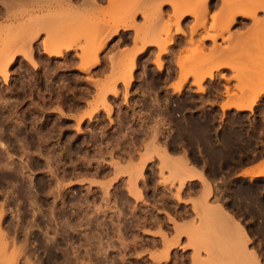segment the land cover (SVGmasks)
Returning <instances> with one entry per match:
<instances>
[{
    "label": "rangeland",
    "instance_id": "374dc122",
    "mask_svg": "<svg viewBox=\"0 0 264 264\" xmlns=\"http://www.w3.org/2000/svg\"><path fill=\"white\" fill-rule=\"evenodd\" d=\"M10 1L15 4L8 10L7 0H0V60L9 62L0 65L8 77L0 73V144L18 143L31 127L27 137L32 145L62 147L10 152L19 158L14 157L13 167L29 165L26 174L36 202L26 230L9 231L4 228L10 219L6 210L13 205L0 197V230L10 236L7 248L0 237V264H57V210L69 214L95 208L102 214L108 200L169 215L173 235L162 227L168 223L160 221L164 233L154 234L162 245L149 251L151 257L160 255L167 241L178 243L163 264H193L195 257H201L202 262L196 259L199 264H264V179L231 178L248 157L264 156V0H234L237 6L228 0L237 8L213 0L208 13L198 9L200 2L195 17L188 11L196 0H108L106 8L102 0ZM125 28L129 33L120 35ZM145 42L150 47L139 53ZM50 50L66 51L55 57ZM90 54L96 60L90 61ZM97 60L99 64L90 68ZM26 80L34 94L44 86L51 92L58 83V89L72 97L71 85L77 86L72 92L83 108L67 109L61 103L47 107L35 103V95L27 101L21 91ZM136 81L150 83L134 93ZM152 82L158 86L152 87ZM112 85L117 95L107 94L110 115L102 103L104 89L113 90ZM220 101L222 115L215 105ZM252 101L254 107L245 110ZM29 105L33 108L24 111ZM52 118H57L62 135L41 137V127ZM247 131L252 150L248 154L244 137L238 136ZM55 138L58 143L52 141ZM93 141L107 142L114 150L93 160ZM136 179L143 193L140 201L129 195L130 182ZM114 192L128 198L114 199ZM211 206L232 215L241 231L230 232L226 223L215 219ZM21 219L17 214L11 223L21 224ZM43 224L48 228L41 230ZM65 224V242L85 238L83 224L78 230L70 221ZM178 224L181 229L186 226L185 233L178 232ZM193 226L199 233L187 234Z\"/></svg>",
    "mask_w": 264,
    "mask_h": 264
},
{
    "label": "flooded vegetation",
    "instance_id": "af4514ba",
    "mask_svg": "<svg viewBox=\"0 0 264 264\" xmlns=\"http://www.w3.org/2000/svg\"><path fill=\"white\" fill-rule=\"evenodd\" d=\"M25 82L26 84L24 85V88L21 91H23L25 96L28 97L27 101H30L31 99H33V96L35 95L34 97V99H36L35 103L37 104L46 103L47 107H53V108L58 107L57 105L59 103H61V107L67 108V109H81L82 107L79 104L80 102L78 101V97L74 95V93L72 92V91H76L75 88L78 89L77 86L71 85L72 90L70 91V95H72V97H70L68 93L63 94V90L58 89L59 87L58 83L55 84L56 86L54 87V90H51V92H47L45 90L46 88L45 86L42 87L41 89L38 90V93L40 94L38 95V93H35V94L33 93L32 83L28 80H26ZM148 83L150 82L144 83L142 81H136V84H134L135 85L134 93L136 92L141 93L144 87H148ZM152 83H153L152 87L158 86L157 84L155 85L156 82H152ZM136 99L138 101H144L143 99H141V97H138ZM28 108H33V106L29 105L24 111H26ZM30 114H33V113L31 112ZM21 116L24 117L25 114L23 113L21 114ZM38 117H39L38 115H34V118H38ZM40 119L44 120V117ZM52 120L54 121H52L51 123L45 122V125L41 127V129L46 128L48 130L49 128V130H51V128H53V130H51L53 132L55 128V132H53L54 134L52 133L51 135L52 136L59 135L60 132L58 131H61V128L57 126L58 122L55 121L57 120V118H52ZM51 124L53 125V127ZM128 126H132V124L130 123ZM119 127H122V126H119ZM119 129L122 130V128H119ZM125 129H127V127ZM49 130L48 132L51 133V131ZM30 131H31V127L29 128V130H26L22 133V137L19 136L18 138L19 145L17 143L13 145H9L12 151L19 152V150H21L24 152L29 151L28 153H30V151L35 148L39 150H47V149L52 150L53 148L59 149L60 147H62L59 144H54L56 147L53 145L50 148H44V147H41L40 145H32V143L30 142L31 140H28V137H27V134ZM120 133H123V132H120ZM100 139H102L101 136H100ZM26 141L28 144H26ZM52 141L58 142V139H52ZM77 146L78 144L75 145V147ZM89 146L91 147L90 148V151L92 152L91 156L94 157L93 160H97V156H99L100 153H104V152L109 153L112 151V149L114 150V148H110L112 146H109L107 142L98 143L96 141H93V143H90ZM97 151L99 153H97ZM17 159L19 158L17 157ZM93 168L96 169V167H93ZM93 174H97V172L94 170ZM11 180L12 181H9V179H7V181L5 180L4 182V180L0 179V197L3 198L4 201H6V204L13 205L12 207L7 208L6 210L7 215H10V219H8V223L4 224V228L9 231H25L26 228L29 226V221H31V212H30L31 209L29 207L27 208L29 204V200L26 201L28 197L25 198L28 195H26L24 192H23L24 194L22 193V190H21L22 186L14 183L15 182L14 178L13 179L11 178ZM7 183L8 185H6ZM11 184L13 187L14 185H17L16 186L17 188L16 189L12 188ZM12 190L17 192L18 194L17 193L15 194V192H13ZM9 191L11 192V194H8ZM22 194L23 196H21ZM12 195H15V196H12ZM111 195H112V198L114 199L122 198V197L128 198V197L123 196V194L121 193L114 192ZM154 195L155 193L151 191L149 192L148 197L152 199ZM9 196L12 198H10ZM13 197L15 198L13 199ZM16 197H18V199ZM17 200H21V202L19 203V201ZM110 203H112L111 205L113 207L111 209L106 208L105 212L102 214H96L95 208L71 210L69 214H66L67 212L63 211L61 208L57 210L56 224H55L56 226L54 225V229L57 228L58 230L57 236L59 238L58 247H57L58 248L57 249V264H64L66 261H68L71 264L73 263L74 264H81V263H85V264H154L151 258V255H149V251L154 252L158 250V247L160 245H162V240L154 234L162 226L160 224V221L168 223L162 227L164 228V231H166L168 234L173 235L171 231L173 230V227H171L170 225L171 222L168 220V214L165 212H161L160 210H157V209L145 208L143 205H142V208L131 210V208L122 206L124 205L122 202H119L120 206H118L117 204L115 205L114 202L112 201H110ZM27 211H29V213ZM17 214H20V216H22L21 221L23 223L21 224L11 223V221L13 220V217H17ZM66 215H68V217ZM62 219H64L66 222L70 221V225L76 230L80 229L78 226L80 223L83 224L82 229L86 230L87 233L81 234V236L85 237L86 239L84 238L83 240V238H80V239L75 240L73 237L70 242L68 243L65 242L63 236H64V229L66 227V224L64 223L65 221ZM110 219L113 220V222ZM15 220L17 221V218H15ZM44 220H47V218L45 217ZM60 220L64 222H61ZM87 222L90 225H88ZM46 228H48V224H43L41 226V230L42 229L45 230ZM94 237H98V238H94ZM122 238H125V239H122ZM93 239H95V241ZM100 239L101 240L103 239V240L101 241ZM86 240H88L89 243ZM89 240H91L92 243ZM101 242L104 243V245ZM108 242H109V246L110 245L111 246L113 245V246L109 247ZM87 244H89L90 246ZM86 245L89 246L90 249L86 247ZM98 245H99V248L100 246H102V248L103 247L105 248V249L103 248L104 252L102 251V248L100 249L98 248ZM83 247L87 249H84ZM111 248H113V250ZM98 251H100L101 253L100 256H99L100 253L98 254ZM73 252L76 253L77 257L75 255V258H74L73 254L75 253ZM88 253L91 254L90 257L92 256V258H90L89 256H86Z\"/></svg>",
    "mask_w": 264,
    "mask_h": 264
},
{
    "label": "bare ground",
    "instance_id": "6f19581e",
    "mask_svg": "<svg viewBox=\"0 0 264 264\" xmlns=\"http://www.w3.org/2000/svg\"><path fill=\"white\" fill-rule=\"evenodd\" d=\"M27 1H30V0H27ZM224 1V0H223ZM229 1H231V0H229ZM228 0H225V2H227V4L228 5H231L232 4V6H230V7H235V6H237L236 5V1H234V0H232V1H234L235 3H234V5H233V2L230 4V2H229ZM246 1V0H245ZM250 1H252V0H249V1H247L248 3H250ZM7 2L9 3H7L8 5H6L7 6V9L8 10H10L11 8H13V4H15V3H13V1H10V0H7ZM191 2H193V1H191ZM200 2H201V5L199 6V4H200ZM212 2H213V0H196V3H194L193 5H192V3H191V7L189 8V11H188V13H189V15L191 14V16H193L194 15V17H195V13H194V11L197 9L196 7L197 6H199L198 7V9L201 7V10L203 9H205L204 11H206L207 13L210 11V9H211V4H212ZM246 2V3H247ZM198 3V4H197ZM253 3V2H252ZM240 6V5H239ZM193 7V8H192ZM235 8H237V7H235ZM239 8V7H238ZM191 9V10H190ZM237 13H242L243 14V16H245V17H250V16H248V14H246V13H243L242 11H240V12H237ZM185 14H187V13H185ZM184 15V14H183ZM253 17H254V15H253ZM254 18H256V16L254 17ZM197 19V18H196ZM233 20V19H232ZM234 21V20H233ZM199 24H200V22H199ZM202 24V23H201ZM204 24L205 23H203L202 25L204 26ZM206 25V24H205ZM230 25H232V24H230ZM127 28V27H126ZM125 28V29H126ZM130 28V27H129ZM128 28V29H129ZM196 28H198V26H196L194 29L196 30ZM205 28V27H204ZM195 30H193V32H197V31H195ZM142 31V30H141ZM181 32V31H180ZM106 47V44H104L103 46H102V48H100V50L102 51L104 48ZM148 47H150V43L148 44V43H146L145 42V44L141 47V50H140V52L139 53H142V52H145L147 49H148ZM17 48H19V47H17ZM48 48V47H47ZM71 48V47H70ZM70 48L69 49H67L68 51L70 50ZM64 51H66V50H64ZM64 51H57V52H51V50H50V52H51V55L52 56H55V57H61V56H63L64 55ZM15 52V51H14ZM49 52V53H50ZM47 53H48V49H47ZM29 54H30V52H29ZM87 55V54H86ZM92 54H90L89 55V57L90 58H92V59H90L89 57L87 58V59H90V61L91 60H93V59H95L94 57H95V55H94V57H92L91 56ZM27 56V55H26ZM25 56V57H26ZM29 56V58L28 59H30L31 60V62L30 63H32L33 65H37V63L34 61V60H32V57H31V55H28ZM27 56V57H28ZM88 56V55H87ZM86 56V57H87ZM125 56V55H124ZM11 57H12V55H11ZM11 57H10V59H11ZM27 57H26V59H27ZM127 58V57H126ZM3 59V58H2ZM0 60V65L2 64V68L3 67H6V66H8L9 64H6V66H4L5 64V59H4V61L3 60ZM13 59H15V57H13L12 58V60L11 61H13ZM96 60V59H95ZM89 61V60H88ZM94 61V60H93ZM6 63H9V62H6ZM130 63H132L131 61H130ZM11 64V63H10ZM97 64H99V62H98V60L97 61H95L92 65H91V67L90 68H93L94 66H96ZM134 64V63H133ZM133 68V67H132ZM5 69V68H4ZM3 71V70H2ZM2 71L0 70V73L3 75V73H2ZM132 71V70H131ZM4 72V71H3ZM5 73L6 72H4V76H5V78H8L6 75H5ZM6 80V79H5ZM35 87V86H34ZM108 87V86H107ZM112 87H114L113 85L111 86V87H109V88H112ZM106 89V88H105ZM104 89V92H103V100H104V102L102 103L103 105H104V107L103 108H105V109H107V111H108V113L110 114L111 113V109H110V105L108 104V103H106L107 101H106V97H107V94H109V93H111L112 92V94L113 95H117V92L115 91V87L113 88V90L111 89H106V90H108V91H106ZM103 91V90H102ZM260 96V94L257 96V97H259ZM61 98V97H60ZM254 104H255V101H252V103L248 106V107H246V108H244L245 110H251L253 107H254ZM107 105H108V107H107ZM107 107V108H106ZM237 107V106H236ZM108 108H109V110H108ZM111 115V114H110ZM90 118H91V116H90ZM83 119H84V117L82 118L81 117V119H79V125L81 124V122L83 121ZM9 120V119H8ZM42 123V122H41ZM3 124H5V123H3ZM37 124V123H36ZM52 125V124H51ZM52 127H53V125H52ZM55 127V126H54ZM14 128V127H13ZM51 128V127H50ZM61 128V127H60ZM2 129V128H1ZM59 129V128H58ZM57 129V130H58ZM48 130H49V128H48ZM48 130L47 129H45L44 128V130L43 129H41L40 130V136L42 137V135L43 136H46V135H48V134H50V135H48L49 136V138H50V136H51V134L53 133V132H55V128H54V131L52 132L51 130H53V128H51V130H49V131H51V133H49L48 132ZM78 130H80L79 129V127H78ZM26 131V130H25ZM1 132V131H0ZM45 132V133H44ZM59 132V131H58ZM61 132V131H60ZM27 133V132H26ZM56 133H57V131H56ZM62 133V132H61ZM60 133V134H61ZM54 134V133H53ZM96 134V133H95ZM62 135V134H61ZM92 135V134H91ZM17 137V136H16ZM61 137V136H60ZM44 138V137H43ZM47 137H45V139H46ZM70 138V137H69ZM0 139H2L1 138V136H0ZM56 139V138H55ZM60 139V138H59ZM73 138H71V140H72ZM25 140V139H24ZM69 141H70V139H68ZM23 141V140H22ZM46 141V140H45ZM50 141V140H49ZM57 141V140H56ZM3 141L1 140V142L0 143H2ZM19 142V141H18ZM21 142V141H20ZM67 142L68 141H66V144H67ZM23 143H25V142H23ZM58 143V142H57ZM70 143H71V141H70ZM18 144V143H17ZM22 144V143H21ZM20 144V145H21ZM26 144H28L27 143V141H26ZM26 144H25V146H26ZM65 144V143H64ZM65 144V145H66ZM97 144V143H96ZM13 145V144H12ZM19 145V144H18ZM24 145V144H23ZM22 146V145H21ZM44 146H46V145H44ZM55 146V145H54ZM59 146V145H58ZM93 146V145H92ZM102 146V145H101ZM48 147V146H47ZM56 147V146H55ZM97 147H98V145H97ZM27 148V147H26ZM25 148V149H26ZM30 148V147H29ZM41 148V147H40ZM58 148V147H57ZM64 148V147H63ZM17 149V148H16ZM28 149V148H27ZM65 149V148H64ZM70 149H72V148H70ZM102 149V148H101ZM100 149V150H101ZM2 150V151H1ZM22 150H24V149H22ZM48 150V149H47ZM63 150V149H62ZM61 150V151H62ZM84 150V149H83ZM113 150V149H112ZM12 150H11V148H10V146L8 147L6 144H0V179H2V180H4V182H5V180L7 181V179H9V181H12L11 180V178L13 179H15L14 181V183H16L17 185L19 184V185H21L22 186V193L24 192L26 195H28V196H26L25 198H27L26 199V201L27 200H29V204H28V206H27V208L29 207L30 209H31V206H33V204H35V202L36 201H34V199H33V196H34V190H33V187H32V183L29 181V176L26 174V171H27V169H29V168H27V167H29V165L26 167L25 165H22V166H20L19 165V169H17V167H13V162H15L14 161V157H15V154H12V153H10ZM21 150H19V152H20ZM71 151H73V150H71ZM24 152V151H23ZM27 152V151H26ZM25 152V153H26ZM29 152V151H28ZM70 152V151H69ZM101 152V151H100ZM24 153V154H25ZM34 153V152H33ZM38 153V152H37ZM36 153V154H37ZM96 153V152H95ZM97 153H99L98 151H97ZM105 153V152H104ZM22 154V153H21ZM23 154V155H24ZM101 154V153H100ZM28 155V154H27ZM103 155V154H102ZM113 155V154H112ZM18 156V155H17ZM25 156V155H24ZM80 156V155H79ZM95 156V155H94ZM23 157V156H22ZM101 157V156H100ZM105 157V156H104ZM15 158H17V157H15ZM96 158V157H95ZM48 159V158H47ZM52 160H53V158H51ZM62 159V158H61ZM13 161V162H12ZM56 161V160H55ZM132 161V160H131ZM48 163L50 162L51 163V160H48L47 161ZM130 162V161H129ZM46 163V162H45ZM132 165V164H131ZM115 168H116V170H118V172L122 169L121 168V166H120V164H117L116 166H115ZM143 168V167H142ZM31 169V168H30ZM140 169V168H139ZM115 170V171H116ZM143 169H140V171H142ZM29 172H30V170H28ZM139 171V172H140ZM75 174V173H74ZM96 175V174H95ZM143 174H141L140 173V175H138L140 178H142L141 176H142ZM63 177V176H62ZM28 179V180H27ZM184 182V181H183ZM10 183V182H9ZM13 183V182H12ZM95 184V183H94ZM184 184V183H183ZM182 184V185H183ZM6 185H8V183L6 184ZM17 185H14V187L12 186V184H11V187L12 188H17L16 186ZM10 186V185H9ZM9 189V188H8ZM11 190V189H10ZM3 191V190H2ZM13 191V190H12ZM10 192V191H9ZM8 192V194H11V192L9 193ZM13 192H15V191H13ZM12 192V193H13ZM20 192V191H19ZM5 193V192H4ZM17 192H15V194H16ZM23 193V194H24ZM18 194V193H17ZM23 194L21 195V196H23ZM129 195L131 196V197H133L134 199H136V200H142L143 199V193H142V190H140L139 189V187H138V184H137V179L136 180H133V181H131L130 182V189H129ZM12 196H15V195H12ZM10 197V196H9ZM35 197V196H34ZM10 198H12V197H10ZM15 197H13V199H14ZM17 199H18V197H16ZM8 199V198H7ZM20 199V198H19ZM17 201H19V203L21 202V200H17ZM25 202V201H24ZM18 203V202H17ZM24 204V203H23ZM112 203H110V201L108 200V202L106 203V207L109 209H111L112 208V205H111ZM19 205V204H18ZM209 205V204H208ZM19 207V206H18ZM212 207V208H211ZM210 207V209L209 210H212L211 212H214L213 213V216H215L216 218L215 219H219V220H221V221H223L224 223H226V226L229 228V230H230V232H239V231H237V230H240L241 229V227H240V229L238 228V226H239V223H236V222H234L233 220V218H232V215H230V214H228L227 212H225L224 210H221V209H217L216 207V210H215V208H214V206H211ZM9 208V207H8ZM26 208V209H27ZM208 209V208H207ZM10 210V209H9ZM17 210V209H16ZM24 210H25V208H24ZM29 210V209H28ZM53 210V209H52ZM55 210V209H54ZM132 210V209H131ZM99 211V210H98ZM28 213H29V211H27ZM52 212V211H51ZM100 212V211H99ZM119 212H121V211H119ZM3 213H4V210H3V207L1 206L0 207V225H1V220H2V217H3ZM17 213V212H16ZM60 214V213H59ZM215 214V215H214ZM20 215V214H19ZM52 215H53V213H52ZM124 215V214H123ZM126 215V214H125ZM50 216V215H49ZM169 216V215H168ZM64 218V217H63ZM170 218V217H169ZM80 219V218H79ZM62 220H64V219H62ZM111 220V219H110ZM61 221V220H60ZM65 221V220H64ZM64 221H61V222H64ZM112 222H113V220H111ZM171 221H173V219H171ZM66 222V221H65ZM64 222V223H65ZM88 222H89V220H88ZM87 222V223H88ZM110 223V222H109ZM224 223H222V224H224ZM234 223H236V224H234ZM176 224V223H175ZM63 225V224H62ZM88 225H90L89 223H88ZM119 225V224H118ZM177 225V224H176ZM175 225V226H176ZM236 225V226H235ZM238 225V226H237ZM56 226V225H55ZM103 226V225H102ZM178 226H179V224H178ZM182 226V225H181ZM183 226H184V224H183ZM183 226H182V229H181V227L179 226L178 228H177V226H176V229H178V232L179 233H181V231H182V233L181 234H183V233H185V232H183V231H186V226H185V229L183 228ZM223 226H225V224L223 225ZM222 226V227H223ZM1 227V226H0ZM9 227V226H8ZM51 227V226H50ZM96 227V226H95ZM105 227V226H104ZM189 227H191V226H189ZM31 228V227H30ZM56 228V227H55ZM79 228H80V225H79ZM161 228V227H160ZM192 228V227H191ZM223 228H225V227H223ZM228 228H227V230H228ZM0 229H2V228H0ZM24 229V228H23ZM52 229V228H51ZM57 229V228H56ZM128 229V228H127ZM181 229V230H180ZM193 229H194V226H193ZM161 230V229H160ZM158 231L157 233H159V232H162V231ZM203 230V229H202ZM56 231V230H55ZM93 231V230H92ZM198 231V233H199V230H196V228L194 229V230H187V234L189 233V235H190V233L191 232H194V234L196 233ZM241 231V230H240ZM97 232V231H96ZM107 232V231H106ZM116 232V231H115ZM148 232V231H147ZM177 232V231H176ZM227 232H229V231H227ZM57 233V232H56ZM162 233H164V232H162ZM179 233H175L176 235L178 234L179 236H180V234ZM27 234V233H26ZM58 234V233H57ZM192 234V233H191ZM47 235H48V233H47ZM164 236H165V234H164ZM194 236V235H193ZM242 236V235H241ZM0 237L2 238V240L4 239L5 240V247L8 245V243L9 242H7L8 240H9V237H8V235H7V233L5 232V230L3 231V230H0ZM88 237V236H87ZM165 237H167V236H165ZM164 237V238H165ZM176 237V236H175ZM175 237H174V239H175ZM243 237V236H242ZM0 238V239H1ZM91 238V237H90ZM92 238H93V236H92ZM94 238H98V237H94ZM121 238V237H120ZM168 238V237H167ZM167 238H166V241H167ZM107 239V238H106ZM113 239V238H112ZM122 239H125V238H122ZM177 239V238H176ZM179 239V238H178ZM177 239V240H178ZM245 239V238H244ZM249 239V238H248ZM2 240H0V241H2ZM84 240V239H83ZM94 241H95V239H93ZM92 240V241H93ZM101 240V239H100ZM103 240V239H102ZM101 240V241H102ZM246 240H247V237H246ZM246 240H244V241H246ZM87 242H88V240H86ZM90 242H91V240H89ZM110 241V240H109ZM165 241V239H164V243L166 242ZM171 241V240H170ZM167 241L166 243H167V245H166V249L165 250H162L163 252H162V254H154L151 258H152V260H153V262H155L156 264H163V262H168V260H169V258H170V256H169V253H170V250L172 249V248H174V247H176V246H178V243H176V241H175V243L176 244H171V242L173 241ZM249 241V240H248ZM4 242V241H3ZM111 242V241H110ZM13 243V242H12ZM89 243V242H88ZM92 243V242H91ZM102 243V242H101ZM122 243V242H121ZM124 243H125V241H124ZM171 244V245H168V244ZM246 243H247V241H246ZM2 244V243H1ZM103 245H104V243H102ZM101 244V245H102ZM4 245V244H3ZM87 245H89V244H87ZM86 245V247H88L89 248V246H87ZM100 245V244H99ZM99 245H98V248H99ZM165 245V244H164ZM92 246H93V244H92ZM96 246V245H95ZM108 246H109V242H108ZM111 246V245H110ZM109 246V247H110ZM113 246V245H112ZM111 246V247H112ZM124 246V245H123ZM4 247V246H3ZM74 247V246H73ZM0 248H1V246H0ZM7 248V247H6ZM9 248V247H8ZM21 248V247H20ZM84 249H87V248H85V247H83ZM92 248V247H91ZM95 248V247H94ZM100 248H102V246H100ZM99 248V249H100ZM104 248V247H103ZM103 248H102V251L104 252V250H103ZM118 248V247H117ZM15 249V248H14ZM76 249V248H75ZM78 249V248H77ZM90 249V248H89ZM105 249V248H104ZM112 250H113V248H111ZM6 250V249H5ZM107 250H108V248H107ZM17 251H18V249H17ZM17 251H14V253H12V255L14 254V257H15V255L17 254L16 252ZM19 251H20V249H19ZM18 251V252H19ZM73 251V250H72ZM95 251H97V250H95ZM13 252V251H12ZM66 252V251H65ZM69 252V251H68ZM76 252H77V250H76ZM87 252V251H86ZM5 253H7V252H5ZM4 253V254H5ZM16 253V254H15ZM22 253V252H21ZM73 253H75V252H73ZM100 253V251H98V254ZM4 254H2V255H4ZM7 254H9V253H7ZM68 254V253H67ZM72 254V253H71ZM78 254V253H77ZM89 254V255H88ZM86 256H89L90 257V253H88ZM97 254V255H98ZM107 254V253H106ZM6 255V254H5ZM18 255V254H17ZM74 255V258H75V255H76V253L75 254H73ZM101 255V253L99 254V256ZM171 255V254H170ZM0 256H1V253H0ZM6 256H8V255H6ZM11 256V255H10ZM196 256H197V254H196ZM14 257H13V259H14ZM76 257H77V255H76ZM258 257V256H257ZM12 258V257H11ZM10 258V259H11ZM18 258V257H17ZM90 258H92V256L90 257ZM200 258L201 257H199V259H198V257L196 258H193V260H192V262H193V264H199V263H197V260L196 259H198V260H200ZM255 261H258V260H255ZM16 262V261H15ZM15 262H14V264H15ZM18 262V261H17ZM95 262V261H94ZM200 262H202V260H200ZM259 262V261H258ZM258 262H256V264H260V263H258ZM66 263V262H65ZM253 263H254V261H253ZM29 264H31V263H29ZM183 264V263H182Z\"/></svg>",
    "mask_w": 264,
    "mask_h": 264
},
{
    "label": "crops",
    "instance_id": "0c3cea01",
    "mask_svg": "<svg viewBox=\"0 0 264 264\" xmlns=\"http://www.w3.org/2000/svg\"><path fill=\"white\" fill-rule=\"evenodd\" d=\"M83 1V0H81ZM103 4L102 7L106 8L108 6V0H102ZM129 33L126 29H121L120 35H124ZM165 87V86H164ZM223 101L217 102L216 110L222 115L223 109H222ZM238 136L244 137L242 140L243 146L247 147V154L249 152H252L250 149V141L246 139L248 136H250V133L247 131L245 132H238ZM264 156L260 157L258 160H252L250 157H248L246 160L243 161L242 165L239 167H235L234 173L232 175V180L234 181H248L252 182L258 179H264ZM224 169V168H223Z\"/></svg>",
    "mask_w": 264,
    "mask_h": 264
}]
</instances>
